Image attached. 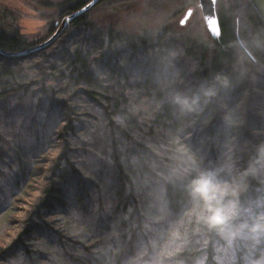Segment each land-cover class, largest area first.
Segmentation results:
<instances>
[{
    "label": "trees",
    "instance_id": "obj_1",
    "mask_svg": "<svg viewBox=\"0 0 264 264\" xmlns=\"http://www.w3.org/2000/svg\"><path fill=\"white\" fill-rule=\"evenodd\" d=\"M217 2L221 34L212 48L185 47L177 71L172 65L166 70L178 74L186 95L198 92L201 85L215 84L217 76L227 77L230 86L220 88L203 111L187 115L180 113L163 89L167 73L156 64V59L162 58L157 47L167 42L168 33L156 41L147 36L120 35L114 22L100 27L87 22L85 15L48 48L29 52L47 37L29 40L13 22L3 21L2 16L9 18L8 11L0 7V111L13 110L15 98L27 104L39 129L35 142L46 145L32 168L21 163L20 169L7 177L0 170V180L12 183L11 190L0 184V264H9L19 255L30 262L35 261L34 254L37 261L47 260V252L41 250L44 241L61 248L75 243L63 221L75 208L89 214L87 207L93 202L94 191L103 200L97 179L74 158V140L84 132L87 119L95 118L85 105L92 104L103 114L113 135L110 149L115 170L110 190L118 205L124 200L125 185L131 188L132 225L130 233L118 236L121 248L114 253L118 264L132 259L148 236H153L146 224L154 229L162 224L150 220L158 214L156 207L136 195L118 156L116 132L130 142L129 130L157 143L173 141L198 159H213V165H218L226 146L233 149L237 167H247L256 147L264 143V22L247 0ZM84 3L67 0L61 16ZM49 31L52 33L54 26ZM140 59L147 63L137 73L134 68ZM26 62L28 66L17 67ZM226 116L234 123L226 122ZM7 147L11 145L0 132V159ZM140 165L167 188L174 218L180 210L179 187L165 185L143 158ZM260 187V182L252 179L249 195L255 197Z\"/></svg>",
    "mask_w": 264,
    "mask_h": 264
},
{
    "label": "rangeland",
    "instance_id": "obj_2",
    "mask_svg": "<svg viewBox=\"0 0 264 264\" xmlns=\"http://www.w3.org/2000/svg\"><path fill=\"white\" fill-rule=\"evenodd\" d=\"M66 2L67 0H0V7L5 8L9 16V18L2 16V19L7 23L13 22L29 40L40 41L49 37L51 35L49 29L61 22L65 15L61 16L60 11L67 6ZM189 10L192 11L190 18L181 25ZM86 15L87 22L100 27L114 22L115 30L120 35L147 36L156 41L162 33H168L167 42L157 47L162 58L156 59V64L161 65L163 71L167 73L163 89L168 92L169 97L174 92L184 93L181 90L182 82L174 72L177 71L175 69L177 65L184 60L185 47L196 44L211 49L213 46V40L204 26L198 0H105ZM3 21L0 17V23ZM146 63L147 60L140 59L134 71L140 73ZM170 65L174 70L171 74L166 70ZM26 66L27 62L17 67ZM13 102L17 104L13 110L5 113L0 111V132L11 145L0 159V170L6 177L18 171L21 163L32 168L35 159L46 148L44 141L40 142V145L35 142L39 129L33 121L31 108L21 103L20 99L18 101L15 98ZM85 109L92 112L95 118L93 116L87 119L84 132L74 140L73 147L77 149L74 158L86 173L97 179L99 188L104 192L101 198L103 200L99 199V192L94 191L93 202L88 203L87 207L89 214L75 208L68 220L63 221L68 234L75 238L76 244L70 242L66 248H61L53 242L44 241L41 250L47 252V260L37 261V255L34 254L35 261L30 262L23 255H19L9 264H118L114 257V253L121 248L118 236L130 233L132 225L129 223L133 204L130 197L131 188L129 184L125 185L124 200L118 205L110 190V187L114 186L112 172L115 170L110 149L113 135L106 125L103 114L96 107L88 104L85 105ZM129 134L132 135V142L126 140L121 133L114 134L118 143V156L129 179L135 185L136 195L145 197L155 208L160 182L148 175L140 165V158H143L148 168L161 178V173L167 174L170 167L180 165L181 147L173 141L159 143L151 141L150 138L132 130H129ZM227 150L228 148L224 146L222 156L216 161L218 164L223 162ZM199 160L205 167L213 166V159L210 161L203 157ZM0 184L11 190L10 180H0ZM164 226L166 225L162 224L156 229Z\"/></svg>",
    "mask_w": 264,
    "mask_h": 264
},
{
    "label": "clouds",
    "instance_id": "obj_3",
    "mask_svg": "<svg viewBox=\"0 0 264 264\" xmlns=\"http://www.w3.org/2000/svg\"><path fill=\"white\" fill-rule=\"evenodd\" d=\"M229 86L227 77L217 76L215 84L191 95L174 92L170 100L181 114H195ZM225 121L234 123L231 116ZM180 152V165L160 174L165 185L179 187L180 210L172 218L167 188L159 187L158 214L150 220L166 226L146 224L153 236L128 264H264V143L242 169L232 148L222 163L208 167L186 149ZM252 179L261 184L255 197L249 195Z\"/></svg>",
    "mask_w": 264,
    "mask_h": 264
},
{
    "label": "water",
    "instance_id": "obj_4",
    "mask_svg": "<svg viewBox=\"0 0 264 264\" xmlns=\"http://www.w3.org/2000/svg\"><path fill=\"white\" fill-rule=\"evenodd\" d=\"M105 0H86L84 5L75 11L62 17L61 22L54 25V31L49 37H47L43 42L37 44L29 52L40 51L48 48L52 45L62 34L67 31V29L79 18L88 14L91 10L98 7ZM252 7L253 11L258 15V17L264 22V0H247ZM199 8L201 10V16L205 23L210 37L213 41L217 40L221 34L219 19L216 11V0H198ZM192 11H187L186 15L181 21V25H184L186 21L190 18ZM28 52V53H29ZM27 54V53H26Z\"/></svg>",
    "mask_w": 264,
    "mask_h": 264
}]
</instances>
